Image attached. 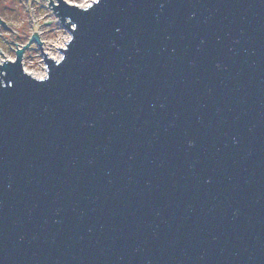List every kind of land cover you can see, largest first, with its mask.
<instances>
[{"label":"water","instance_id":"1","mask_svg":"<svg viewBox=\"0 0 264 264\" xmlns=\"http://www.w3.org/2000/svg\"><path fill=\"white\" fill-rule=\"evenodd\" d=\"M49 6L45 75L0 62V264H264V0Z\"/></svg>","mask_w":264,"mask_h":264},{"label":"rangeland","instance_id":"2","mask_svg":"<svg viewBox=\"0 0 264 264\" xmlns=\"http://www.w3.org/2000/svg\"><path fill=\"white\" fill-rule=\"evenodd\" d=\"M68 1L82 6L91 2ZM0 18L10 27L0 24V62L15 58L17 47L29 42L24 46L23 67L38 77L45 75L46 64L39 42L30 39L33 32H38L43 51L54 58L61 56L59 47L64 46L71 36L49 6V0H0Z\"/></svg>","mask_w":264,"mask_h":264},{"label":"bare ground","instance_id":"3","mask_svg":"<svg viewBox=\"0 0 264 264\" xmlns=\"http://www.w3.org/2000/svg\"><path fill=\"white\" fill-rule=\"evenodd\" d=\"M58 58V57H57Z\"/></svg>","mask_w":264,"mask_h":264}]
</instances>
